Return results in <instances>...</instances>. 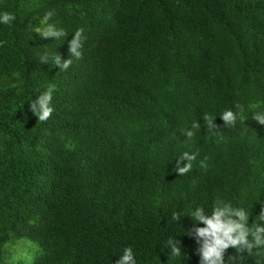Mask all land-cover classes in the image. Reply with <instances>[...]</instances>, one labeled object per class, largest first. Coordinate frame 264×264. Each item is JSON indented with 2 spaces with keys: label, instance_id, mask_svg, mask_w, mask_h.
Returning a JSON list of instances; mask_svg holds the SVG:
<instances>
[{
  "label": "trees",
  "instance_id": "1",
  "mask_svg": "<svg viewBox=\"0 0 264 264\" xmlns=\"http://www.w3.org/2000/svg\"><path fill=\"white\" fill-rule=\"evenodd\" d=\"M0 11L16 14L0 24V264H114L126 246L138 264H199L195 221L174 211L225 201L251 225L264 209L253 119L264 113V0H0ZM47 24L66 34L45 38ZM79 28L82 56L60 68ZM49 85L55 110L41 121L28 104ZM184 151L197 159L180 175ZM170 236L187 256H171ZM19 242L29 258L10 263Z\"/></svg>",
  "mask_w": 264,
  "mask_h": 264
},
{
  "label": "clouds",
  "instance_id": "2",
  "mask_svg": "<svg viewBox=\"0 0 264 264\" xmlns=\"http://www.w3.org/2000/svg\"><path fill=\"white\" fill-rule=\"evenodd\" d=\"M52 15V11L46 12L41 23L46 24ZM15 20L14 12L0 11V24L11 25ZM36 31L45 38H60L66 34L64 28H58L52 24H47L43 28L37 27ZM83 33L84 29L79 28L73 34V38L69 42V58L64 59L61 56L56 58V65H59L60 68L67 69L72 64L73 57L78 59L82 56L83 40L86 39ZM54 88V85H49L44 92L28 104L29 110L41 121L47 120L55 110L52 103ZM220 117H222L225 126H235L238 114L232 109H226ZM203 119L207 121L210 130L219 127L214 122L215 118L208 114H205ZM253 119L264 124V113H254ZM199 127V121L193 122L190 128L184 130V135L187 138L192 137L193 129ZM213 134L215 135V132ZM196 159L197 153L184 151L178 156L175 164L176 171L180 175L190 172L193 168V161ZM199 163L202 167H207L204 160ZM182 216H189L192 222L195 221L187 232L194 237L197 244L195 251L199 256V264H244L246 257L253 253L257 256V264H264V209L260 211L251 225L249 223L250 212L247 208L233 206L225 201H218L210 213L205 210L203 205L191 208L187 214H183V210L174 211L172 219L179 222ZM166 246L173 257H181L182 254L187 256L181 240L177 237L170 236ZM229 248L234 251L228 252ZM117 257L114 264H138L137 255L132 246L124 247L122 253Z\"/></svg>",
  "mask_w": 264,
  "mask_h": 264
},
{
  "label": "rangeland",
  "instance_id": "3",
  "mask_svg": "<svg viewBox=\"0 0 264 264\" xmlns=\"http://www.w3.org/2000/svg\"><path fill=\"white\" fill-rule=\"evenodd\" d=\"M26 242V244L31 246V243L25 239L23 240ZM19 242L18 244H16L15 246H13L11 248V250L8 252V257H9V262L10 263H15V261L19 258H23V259H27L28 257V246Z\"/></svg>",
  "mask_w": 264,
  "mask_h": 264
}]
</instances>
